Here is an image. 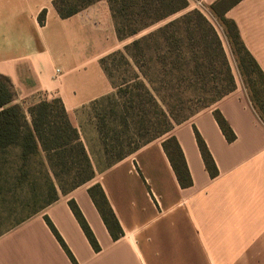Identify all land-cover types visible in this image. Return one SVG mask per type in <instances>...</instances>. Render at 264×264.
I'll use <instances>...</instances> for the list:
<instances>
[{
	"label": "crops",
	"instance_id": "obj_1",
	"mask_svg": "<svg viewBox=\"0 0 264 264\" xmlns=\"http://www.w3.org/2000/svg\"><path fill=\"white\" fill-rule=\"evenodd\" d=\"M54 1L0 0V76L9 81L15 103L59 99L80 129L82 113L115 90L102 58L128 43L118 37L106 0L67 18ZM199 1L211 6L220 0ZM225 16L235 21L264 71V0H242ZM216 110L234 131L233 141L224 135ZM196 131L214 158L216 176L206 168ZM168 136L184 153L190 186L178 181L163 147L166 137L152 140L1 234L0 264H264V121L241 78L234 91ZM95 184L124 232L116 240L89 195ZM71 199L92 228L98 250L70 208Z\"/></svg>",
	"mask_w": 264,
	"mask_h": 264
},
{
	"label": "trees",
	"instance_id": "obj_2",
	"mask_svg": "<svg viewBox=\"0 0 264 264\" xmlns=\"http://www.w3.org/2000/svg\"><path fill=\"white\" fill-rule=\"evenodd\" d=\"M96 1L99 0H55L54 7L62 18H67ZM106 1L109 3L117 35L120 39L137 35L146 28L188 7L187 0ZM240 1L242 0H220L211 5V9L222 24L252 105L264 121V71L244 44L235 21L225 16L226 11ZM40 21L43 22V16L40 17ZM183 23L187 26V34L185 35L174 30ZM161 41L172 49L161 56L164 70L159 72L157 76L162 75V87L165 94L169 95V106L174 112L161 111L159 114L163 120L157 122V125L152 123L154 117L145 114L141 121L142 125L147 124L148 132L143 135L145 142L136 145L128 152H120L116 161L135 152L144 144L170 133L175 123H182L195 114L194 106L205 105L211 100L217 101L236 89V80L224 51L222 40L215 26L199 11L185 13L157 30L134 39L122 50L102 58L101 63L108 76L113 78L109 60L115 55H121L126 64L137 67L142 74H145L142 71L141 62L146 57L147 51H151L152 45H158ZM196 47H199L200 50L195 51ZM175 49H189V51L176 54ZM218 61H221L225 68L224 83L212 86L210 83L204 82L199 86L202 79L216 71ZM180 62H185L182 69L178 67ZM192 62H195L196 65L190 71ZM187 71L200 79V82L193 87L185 84H174V80L180 78L178 74ZM139 78L140 75H136L134 79L125 80L119 86V90L121 91V86H128L132 80H139ZM146 84L141 82V86L146 88L151 95ZM190 88H193L195 92L193 94L195 99L189 106H186L182 94ZM14 100L15 95L9 81L0 76V164L11 161V158L14 159L17 173L19 172V186L24 188V184L29 182L26 188H29L27 193L30 198L36 200L43 197L41 203L33 207L31 215L18 222L20 224L57 201L60 195L67 194L78 186L91 181L95 173L81 141L79 130L72 124L63 103L59 99L43 100L32 104L28 107V114L24 107L15 103ZM132 101L135 102L136 98L132 97ZM140 109L142 113H145L144 104L140 106ZM215 117L226 138L233 141L236 135L220 111H215ZM196 135L206 168L212 176H216L218 168L214 158L197 131ZM163 147L180 185L182 187L190 186L192 177L177 139L174 136H167L163 142ZM36 158H41L42 169L39 171L32 166ZM61 174L71 177L72 182L61 181ZM37 175H42L44 182H41ZM88 192L113 239H118L124 232L102 187L95 184L88 189ZM69 205L89 242L95 250H98L100 248L99 242L77 202L71 199ZM46 221L58 240L65 246L64 240L48 217H46Z\"/></svg>",
	"mask_w": 264,
	"mask_h": 264
},
{
	"label": "rangeland",
	"instance_id": "obj_3",
	"mask_svg": "<svg viewBox=\"0 0 264 264\" xmlns=\"http://www.w3.org/2000/svg\"><path fill=\"white\" fill-rule=\"evenodd\" d=\"M187 1V8L150 26L149 28H146L137 35L127 38V43L129 44L134 39L157 30L185 13L199 11L215 26L222 40L224 51L231 65L235 80H240V78L242 80V76L238 70L235 57L231 52L222 24L217 15L211 9V6L201 3L199 0ZM174 30L177 32L180 31L183 35L187 34V26L184 23L178 25ZM170 49L172 48L166 46L165 42L162 41L158 45H152L151 51H147L146 57L141 62L142 71L145 74H142L137 67L126 64L125 59H123L121 55H115L109 60V65L113 73V78L110 79L112 80L115 90L111 95L100 99L99 102L82 113L83 121L80 129H78L81 141L85 146L94 169L95 176L104 172L109 166H111V163L117 160V156L120 152H128L136 145L145 142L143 135H146L148 132L147 124L145 123L142 125L141 123L145 114L154 117L152 118V123L157 125V122L163 120V117L159 114L161 111L165 110L167 112H174L169 106V95L165 94V90L162 87V75L159 74L157 76L159 72L164 70L161 56ZM175 50L176 54H181L183 51H189V49ZM199 50V47L195 48V51ZM184 63L185 62H180L178 67H181L182 69ZM195 65L196 63L192 62L190 71L194 69ZM215 70L214 73L210 74L205 79H202V82H200V79L194 77L190 71H187L186 73L180 72L178 74V77L180 78H177L176 81L174 80V84H185L186 86L193 87V85H196L199 82V86L204 82H207L212 86L221 85L225 81V68L221 61L216 63ZM136 75H140L139 80H132L130 85H123L121 86V91L119 90V86L122 85L125 80L134 79ZM141 82L147 83L146 87L150 90L151 95L147 92L146 88L141 86ZM193 94H195L193 88L186 89L182 94L183 102H186V106H189V104L192 103V100L195 99ZM132 97L136 98L135 102L132 101ZM217 101L211 100L205 105L198 104L197 106H194L195 114L214 105ZM143 104L146 108L145 113H142V110L140 109V106ZM29 106L30 105L24 106L26 112L28 111ZM175 112H177V110H175ZM177 125L178 123H175L173 129ZM170 133L164 137H167ZM15 165V160L12 158L11 161L0 164V234L10 230L12 227L16 226L18 222L29 217L32 213L31 211L33 207H35L36 204H40L41 199H43V197L37 198L36 200L30 198L27 193L29 188H26L29 182L24 184V188L19 186V172L17 173ZM32 166L35 170H41V158H36L33 161ZM37 178H39L41 182H44L42 175H37ZM60 179L66 183L72 182L71 177L64 174L60 175Z\"/></svg>",
	"mask_w": 264,
	"mask_h": 264
},
{
	"label": "built area",
	"instance_id": "obj_4",
	"mask_svg": "<svg viewBox=\"0 0 264 264\" xmlns=\"http://www.w3.org/2000/svg\"><path fill=\"white\" fill-rule=\"evenodd\" d=\"M57 71L59 72L60 70H59V69H57Z\"/></svg>",
	"mask_w": 264,
	"mask_h": 264
}]
</instances>
